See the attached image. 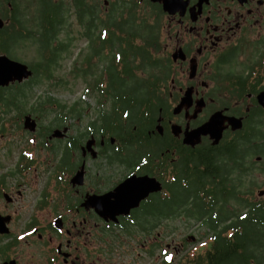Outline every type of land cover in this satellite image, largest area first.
I'll use <instances>...</instances> for the list:
<instances>
[{"label":"flooded vegetation","instance_id":"1","mask_svg":"<svg viewBox=\"0 0 264 264\" xmlns=\"http://www.w3.org/2000/svg\"><path fill=\"white\" fill-rule=\"evenodd\" d=\"M55 2L64 9L59 26L85 19L84 31L105 41L100 71L123 48L124 26L136 28L134 39L149 41L153 92L141 101L96 97L84 128L82 111L41 131L42 116L29 111L19 85L34 73L0 86V134H27L28 143L12 167L10 143L0 158V264H264V0ZM9 87L17 89L12 100ZM212 116V131L199 133ZM204 183L213 219L230 221L229 236L260 234L242 246L249 253L216 252L219 221L195 246L186 247L194 234L173 238L176 214L205 218L173 213V190ZM255 213L262 227L244 226Z\"/></svg>","mask_w":264,"mask_h":264},{"label":"trees","instance_id":"2","mask_svg":"<svg viewBox=\"0 0 264 264\" xmlns=\"http://www.w3.org/2000/svg\"><path fill=\"white\" fill-rule=\"evenodd\" d=\"M19 1L20 0H0V16L5 18L9 17L11 14V21L9 24H6L5 28L0 29V51L5 50L10 53L13 45L15 46L16 43L19 44L23 41L25 44V40L28 38L33 40L32 43L35 46L37 57H39L38 60L31 64L35 69L34 75L19 85L23 89L25 85L32 80H37L40 76H44L48 81L49 86L47 90H49L50 87L62 85L63 83L66 84L68 80L59 76L57 71L62 68L63 61L74 52V42L70 36V30L66 32V37L60 38L61 28L65 26H59L64 15V11L61 10L63 9L62 6L58 5L55 0H32L28 9L23 13L25 17L28 18H24L21 17L23 6L20 5ZM10 2L12 3V8L9 5ZM26 20H31L32 25L28 26L25 23ZM84 25L85 19L82 23L83 30H80V36L89 35L91 42V49L89 51L91 52H85L83 54L82 63H75L70 74L73 77L81 75L86 80H91L92 88L90 91L97 97V102L99 101V103L103 101L106 95L114 94H118V96H121L125 100L137 99L141 101L149 97L153 92V90L149 89L154 73L151 72L148 77L138 74L134 72L133 64V60L138 54L142 56V63L145 61L149 63L151 61L150 52L147 49L149 41L146 39L145 43L137 44L134 41V32H136L137 29L125 25V33L120 40V44H123V48L118 54L114 53L111 57H108V59H110H107L105 68L100 71V67L97 66V61L103 58L101 50L105 41L100 38L98 33L89 34L85 32ZM137 32H139V30ZM110 39L111 43L114 44V38L111 37ZM108 42H110V40H108ZM120 54H122V60L116 61V57ZM130 55H133V60L130 58ZM120 63H122V70L119 69ZM103 80L107 81L105 85H103ZM93 82H97V84L94 85ZM2 89L3 88L0 87V94L3 93ZM47 96V98H43V106L36 107L33 105L29 108V111H38L39 115L44 117L47 110L51 109L55 112L54 121H59L60 124L63 120L67 119L70 113H83L81 100H77L68 105L65 102H61L59 98L52 94H47ZM17 102L15 104L19 106ZM87 104H89V102H87ZM50 124L53 125V121ZM202 188L206 191L204 195L201 194ZM185 192L186 194L183 195ZM212 204L214 203L211 196V187L206 183H204L203 187L200 185L189 187L177 185L176 189L173 190L171 204L173 213L177 212L182 215L191 216L195 213L203 214L205 212V218L197 219H202L210 228L216 227L215 222H221L219 225L220 231L216 236L217 240H215V243L217 242L216 252L219 254H227L230 251L231 253H235L236 250L237 252L249 253L247 248L249 249L250 246L245 248L242 246H247L249 243L256 242L254 237L257 236V238H259L260 234L250 235L249 233H235V237L232 238L227 234V229L231 226L230 221L224 217H220V220L216 218L213 219ZM177 216L176 214L174 217ZM257 217L258 215L255 213V215H252L250 218H246L245 221L242 220V223L247 227H262L261 224H263V220ZM262 241L263 240H261V242ZM245 257L247 258L246 255Z\"/></svg>","mask_w":264,"mask_h":264},{"label":"rangeland","instance_id":"3","mask_svg":"<svg viewBox=\"0 0 264 264\" xmlns=\"http://www.w3.org/2000/svg\"><path fill=\"white\" fill-rule=\"evenodd\" d=\"M20 5L23 6L22 8V14L21 17H25V14H23L31 4L32 0H20ZM10 20H8V23ZM26 24L31 26L32 21L27 20ZM61 28L60 32V38L66 37V32L70 30V36L72 37V41L74 42V52L71 54L70 57H67L63 61L62 68L57 71V74L59 76H62L63 78L67 79L66 84L62 85H57L55 87H50L49 90H47V87L49 86L48 81L44 78V76H40L37 80H32L30 83H28L24 88L22 89L23 92L26 94L24 101L26 100V105L27 108H30L32 105L38 106V103H40L43 98H47V94H52L53 96L59 98L61 102H65L68 105L71 103L81 100L82 101V111L87 112L85 116L83 117L82 121L79 123V127L84 128L83 124L88 123L89 120L92 118V114L97 111V105H96V96L93 94V92L86 93V83H85V78H83L81 75L77 77H73L70 72L73 68L74 62L77 64L82 63V56L85 52H87V46H88V37L85 36H80V30H83L82 25H77V24H70L69 21L64 23ZM100 27L97 25L95 28ZM92 33H97L96 31H93ZM145 37L147 36L146 34L144 35ZM33 40L26 38L25 44L24 41L17 44L11 49L9 55L15 59H19L25 62H28L29 64L34 63L36 60L39 59L37 57V53L35 50V46L33 45ZM135 42L137 44L143 43V39L139 38L138 40L135 39ZM114 44L119 45L118 40L115 38ZM110 51V49H108ZM67 52V51H66ZM64 52V53H66ZM110 57L109 55H106V58L108 59ZM141 54H138L135 59L133 60V55H130V58L133 60L135 72L139 73L143 76H150L151 72L155 71V67L152 64H148V62H143L141 61ZM75 78V79H74ZM84 79V80H83ZM15 91H17L16 87H9L6 90L7 95L9 96V100L13 98V94H15ZM1 98H4V94H0ZM18 97L17 99H19ZM89 102L90 107H88V104L86 103ZM3 101L0 100V116L2 119H4L7 116V113L1 112L3 109ZM92 107V108H91ZM14 109V107H12ZM38 117L39 113L38 111H33ZM15 114L14 111L10 112L8 114L12 115ZM54 115L55 112L51 109L47 110V113L45 114L44 117L38 119L39 120V127H37L36 130H41L42 131V124H48L51 123L52 121L54 122ZM15 119L11 120L10 122H14ZM68 122V121H67ZM66 122V124H68ZM16 125V124H15ZM56 127V126H55ZM53 127V128H55ZM52 130V129H51ZM15 131V130H13ZM8 143H10L11 148H12V155L10 157L5 158V161H8L10 167H12L16 161V156L19 154V151L22 147L27 146V134L23 136H18L14 134H7L1 135L0 134V158L4 162L3 158V153L7 151L6 146H8ZM10 149V148H9ZM20 177V176H19ZM172 227H173V238L176 240H180L184 235L188 234H194L197 239L195 240H188V245L186 246L189 248L192 245H196L198 240H201L202 238L205 237V241L207 239L212 238V230L207 224L202 222L201 220H197L195 218H186V217H178L173 219L172 221Z\"/></svg>","mask_w":264,"mask_h":264},{"label":"water","instance_id":"4","mask_svg":"<svg viewBox=\"0 0 264 264\" xmlns=\"http://www.w3.org/2000/svg\"><path fill=\"white\" fill-rule=\"evenodd\" d=\"M5 23V19L0 16V27H2ZM34 73L32 67L28 62L15 59L11 57L6 52L0 53V86L9 85L12 82H22L28 78H30ZM212 116L209 121H207L202 127L199 129V133L212 131V127L210 124L213 120ZM25 126L31 130L36 128V120L32 117L31 114H27L25 116ZM59 133V130L56 129L54 134Z\"/></svg>","mask_w":264,"mask_h":264},{"label":"bare ground","instance_id":"5","mask_svg":"<svg viewBox=\"0 0 264 264\" xmlns=\"http://www.w3.org/2000/svg\"><path fill=\"white\" fill-rule=\"evenodd\" d=\"M44 130V129H43Z\"/></svg>","mask_w":264,"mask_h":264}]
</instances>
